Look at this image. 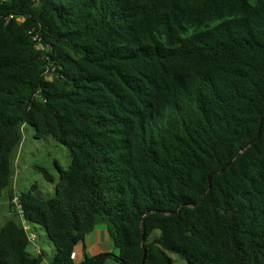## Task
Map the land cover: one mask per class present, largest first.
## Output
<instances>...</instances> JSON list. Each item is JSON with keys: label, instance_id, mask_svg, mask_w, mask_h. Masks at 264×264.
Here are the masks:
<instances>
[{"label": "trees", "instance_id": "16d2710c", "mask_svg": "<svg viewBox=\"0 0 264 264\" xmlns=\"http://www.w3.org/2000/svg\"><path fill=\"white\" fill-rule=\"evenodd\" d=\"M26 124L70 151L53 197L10 187ZM5 188L48 264H264V0H0ZM100 223L113 250L75 262ZM29 244L7 219L0 264Z\"/></svg>", "mask_w": 264, "mask_h": 264}, {"label": "rangeland", "instance_id": "374dc122", "mask_svg": "<svg viewBox=\"0 0 264 264\" xmlns=\"http://www.w3.org/2000/svg\"><path fill=\"white\" fill-rule=\"evenodd\" d=\"M70 161V151L65 145L56 141L52 136L34 137V128L26 124L22 127L21 141L13 153V173L10 187L16 196L22 191H31L34 195L41 198L53 197L55 191L54 185L59 178L57 165L67 168ZM39 167L46 168L53 175L54 181H47ZM7 192L8 188H5L0 197V226L10 218H13L19 224L27 225L28 232L36 234V238L28 245L27 250L31 254H35L41 250L43 253L41 264H48V261L55 252V247L50 241L44 227L26 223L21 219L19 213L16 216L10 209L6 197ZM156 234H158V231H155L154 235ZM167 253L172 258L174 264H187L177 254L172 252ZM102 264L121 263L113 257H106Z\"/></svg>", "mask_w": 264, "mask_h": 264}, {"label": "crops", "instance_id": "0c3cea01", "mask_svg": "<svg viewBox=\"0 0 264 264\" xmlns=\"http://www.w3.org/2000/svg\"><path fill=\"white\" fill-rule=\"evenodd\" d=\"M113 250V243L109 238L105 224H97L95 228L85 236L84 243L75 245L72 257L75 262L82 259L84 252L89 255L109 253Z\"/></svg>", "mask_w": 264, "mask_h": 264}, {"label": "built area", "instance_id": "2783aa9c", "mask_svg": "<svg viewBox=\"0 0 264 264\" xmlns=\"http://www.w3.org/2000/svg\"><path fill=\"white\" fill-rule=\"evenodd\" d=\"M14 202H16V197L14 198ZM17 208H18L19 215L21 216V210H20V207L18 205H17ZM22 225H23L24 229L27 231L28 240L30 241V243H32V241L36 238V234L33 232H28V228H27L28 226L27 225H25V224H22Z\"/></svg>", "mask_w": 264, "mask_h": 264}, {"label": "water", "instance_id": "95a60500", "mask_svg": "<svg viewBox=\"0 0 264 264\" xmlns=\"http://www.w3.org/2000/svg\"><path fill=\"white\" fill-rule=\"evenodd\" d=\"M256 138H257V136L253 139V141H255L256 140ZM208 179L210 180V176L208 177Z\"/></svg>", "mask_w": 264, "mask_h": 264}]
</instances>
